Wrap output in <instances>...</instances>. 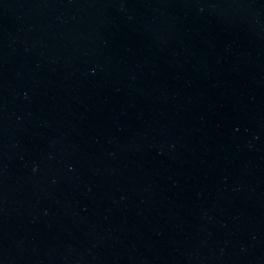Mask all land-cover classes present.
Wrapping results in <instances>:
<instances>
[{"label": "water", "instance_id": "95a60500", "mask_svg": "<svg viewBox=\"0 0 264 264\" xmlns=\"http://www.w3.org/2000/svg\"><path fill=\"white\" fill-rule=\"evenodd\" d=\"M0 264H264V0H0Z\"/></svg>", "mask_w": 264, "mask_h": 264}]
</instances>
